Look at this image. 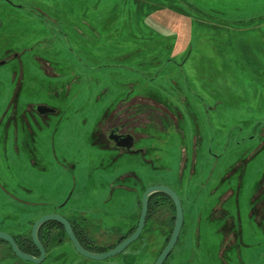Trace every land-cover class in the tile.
Wrapping results in <instances>:
<instances>
[{
  "label": "rangeland",
  "instance_id": "374dc122",
  "mask_svg": "<svg viewBox=\"0 0 264 264\" xmlns=\"http://www.w3.org/2000/svg\"><path fill=\"white\" fill-rule=\"evenodd\" d=\"M260 1L233 11V0H210L228 3L212 13L200 0H0V228L22 232L61 203L123 228L142 189L161 186L181 201L187 236H219L227 221L226 235L263 243ZM127 103L137 127L167 128H144L134 146L144 155L100 149L93 136ZM27 105L58 114L47 126ZM157 215L170 225L174 214ZM63 252L83 261L69 243Z\"/></svg>",
  "mask_w": 264,
  "mask_h": 264
},
{
  "label": "flooded vegetation",
  "instance_id": "af4514ba",
  "mask_svg": "<svg viewBox=\"0 0 264 264\" xmlns=\"http://www.w3.org/2000/svg\"><path fill=\"white\" fill-rule=\"evenodd\" d=\"M7 1L10 2V0ZM22 76L23 73H21V77ZM16 97L17 93L14 94V98L9 107L13 105V108H16ZM136 99L132 101L135 102ZM144 99L147 100L146 98ZM129 103L125 106L118 107V110H121L120 112H115L116 110H114L113 114L110 115L109 112L100 117L98 125L96 126L95 135H93L97 141L101 143L98 146L100 149L120 152V154L142 155L143 150H137L134 146L139 138L148 137V134L144 133V128L150 126L155 132L166 131L167 128H161L158 123L155 124L159 125L158 128L152 124L140 127L139 125L138 127L134 125L136 121L135 116H133V110L132 108L126 109ZM9 107L8 111H11L12 108ZM26 108L27 110L25 111L34 110L37 112L44 120L43 124L46 123L45 125L47 126L49 117L58 114V109L47 105L36 107L27 105ZM145 110L149 112L146 108ZM13 113L15 114V110H13ZM34 120L37 125L42 124L35 117ZM167 122H170L168 118ZM168 126L169 124L166 127ZM23 128L25 132L23 136L25 138L32 135L33 132L27 131V129H31L30 126L28 127L23 124ZM5 143H7V141H5ZM2 146H4L3 142L0 147ZM142 157L144 158V156ZM128 176L129 175H124L122 179ZM129 177L132 178L133 175ZM135 179L137 182L138 179L136 177ZM148 188L150 187L143 188L142 193L144 194ZM64 206L63 203L52 206L51 210L39 215L36 221L46 215H58L62 217L68 222L76 240L84 251L91 254L103 255L116 249L120 243L135 232L140 219L142 198L138 200V212H135L130 219L126 217L128 220H125V226L123 228L108 224L104 214H102L99 209L83 206L82 204V208L76 207V209L65 210ZM162 208L173 211L174 215L172 219H170V225L169 223L163 222L161 217L159 218V215H157ZM222 210V216L228 219L231 212L225 209ZM174 216V206L168 197L160 193L149 195L147 198V214L144 226L138 238L118 255L101 260H94L79 255L67 236L64 227L52 220L44 222L37 230V238L41 249L33 243L31 238V230L36 222L34 220H32L29 225L25 226V230L22 232L6 233L3 228H0V233L8 235L21 254L40 261L36 264H154L169 242L174 225ZM152 222L155 228L150 227ZM28 228L29 230L26 231ZM222 228L223 233L216 237L202 235L187 236L188 234L185 233L186 229L184 228L183 221V226L177 241L162 264H250L254 260L257 261L256 258L263 260L260 264H264V250L263 254L258 256V250L256 249L259 248L261 244H264V242L256 243L247 241L243 235H226V232L235 229V227L227 221ZM146 230H149V234H145ZM182 230H184L183 234H181ZM65 243H69L74 253L82 258L83 261L79 259L74 260V255L63 252V245ZM252 251H256L257 253H253ZM252 253L255 255L253 258L250 257ZM0 264L35 263L20 260L16 254L13 253L12 246L0 240Z\"/></svg>",
  "mask_w": 264,
  "mask_h": 264
},
{
  "label": "water",
  "instance_id": "95a60500",
  "mask_svg": "<svg viewBox=\"0 0 264 264\" xmlns=\"http://www.w3.org/2000/svg\"><path fill=\"white\" fill-rule=\"evenodd\" d=\"M153 193H160V194H163L166 197H168L171 200V202L174 206V210H175L174 225H173L171 237L169 239L168 244L166 245V247L161 252V254L158 256V258L156 259V261L154 263V264H162L164 259L169 255V253L173 249V247L177 241V238L180 234L181 228L183 226V212H182L181 202H180L178 196L173 191H171L170 189H167V188L161 187V186L150 187L144 192V194L142 196V209H141V213H140V219H139L138 226H137L135 232L130 237H128L126 240H124L122 243H120L116 247V249H114L113 251H110L107 254L96 255V254H91V253H87L86 251H84L81 248V246L79 245L78 241L76 240L68 222L58 215H46V216L39 218L34 223L32 230H31L32 241L37 247H39V249H41L38 238H37V230L39 229V227L44 222L52 220V221H55V222L61 224L64 227V230H65L67 236L69 237V239L73 243L74 248L79 255L84 256V257H88V258L94 259V260L108 259L112 256H115V255H118L119 253H121L124 249H126L132 242H134L138 238V236L140 235L142 228L144 226L145 217L147 214V198L149 195H151ZM0 240H3L5 242L9 243L12 246L13 253H15L16 256L20 260L33 262L35 264L40 262L39 260H36L33 257L21 254L19 252V250L17 249V247L15 246L13 240L8 235L0 233Z\"/></svg>",
  "mask_w": 264,
  "mask_h": 264
},
{
  "label": "crops",
  "instance_id": "0c3cea01",
  "mask_svg": "<svg viewBox=\"0 0 264 264\" xmlns=\"http://www.w3.org/2000/svg\"><path fill=\"white\" fill-rule=\"evenodd\" d=\"M186 1V0H185ZM210 0H200V4L201 6H204V7H209L208 10L211 11L212 13H214L213 9H212V6H227V2H219V3H214V2H209ZM245 2H249L251 5L257 7L259 6L260 8L263 6V1H260V0H251V1H245ZM244 0L240 1V0H233V3H234V8H233V11H242L241 8H235L237 7L236 4H244L245 3ZM261 3V4H260ZM217 4V5H216ZM260 4V5H259ZM245 5H243L244 7ZM216 14H219V15H224L225 12H215ZM256 20H259V21H263L264 22V10H263V13L262 14H259L257 16H254L252 17V21H256ZM239 21V20H238ZM250 22V21H249ZM245 24H246V21H245ZM148 29V28H146Z\"/></svg>",
  "mask_w": 264,
  "mask_h": 264
},
{
  "label": "trees",
  "instance_id": "16d2710c",
  "mask_svg": "<svg viewBox=\"0 0 264 264\" xmlns=\"http://www.w3.org/2000/svg\"><path fill=\"white\" fill-rule=\"evenodd\" d=\"M188 7H191V6H188ZM192 8V7H191Z\"/></svg>",
  "mask_w": 264,
  "mask_h": 264
}]
</instances>
